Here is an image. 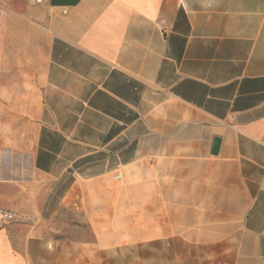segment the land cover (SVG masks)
<instances>
[{
    "label": "crops",
    "instance_id": "crops-1",
    "mask_svg": "<svg viewBox=\"0 0 264 264\" xmlns=\"http://www.w3.org/2000/svg\"><path fill=\"white\" fill-rule=\"evenodd\" d=\"M0 128V264H264V0H0Z\"/></svg>",
    "mask_w": 264,
    "mask_h": 264
},
{
    "label": "rangeland",
    "instance_id": "rangeland-1",
    "mask_svg": "<svg viewBox=\"0 0 264 264\" xmlns=\"http://www.w3.org/2000/svg\"><path fill=\"white\" fill-rule=\"evenodd\" d=\"M0 142L5 143L7 145L13 143L15 141V135L8 133L7 128H0ZM138 174V175H137ZM140 177V170H134L132 172H129L126 176L127 180L120 179L118 181H115V185H117L120 189L125 190L128 195L134 196V199L140 200L141 196V181L137 178ZM125 204H123L120 200L119 206L122 207ZM99 209V206H96V210ZM117 219L118 222L114 225V229L111 231L113 233V238H116V240L122 241L125 240L126 233L124 230V220L127 214L125 213V210L123 208L118 209ZM30 215V214H27ZM64 218H69V216L64 212L61 213ZM97 218H101L103 220H108L109 215L100 214L97 212L96 214ZM136 216V214H133ZM131 216V215H130ZM137 218L140 221V213L137 214ZM50 234L53 233L56 237L61 238H68L71 240H85V241H93L94 239V233L91 228V226L88 223L85 224H78L75 225L72 222H67L64 224H53L49 225L46 229ZM97 233H99V230H96ZM102 233L108 232L107 229H102ZM117 234V235H116ZM117 261L110 262L109 260L105 262V264H133V262H127V255H137V248H121L117 251ZM134 264H140V262H134Z\"/></svg>",
    "mask_w": 264,
    "mask_h": 264
},
{
    "label": "built area",
    "instance_id": "built-area-1",
    "mask_svg": "<svg viewBox=\"0 0 264 264\" xmlns=\"http://www.w3.org/2000/svg\"><path fill=\"white\" fill-rule=\"evenodd\" d=\"M31 4L42 5L49 2V0H27ZM65 14V11L62 12ZM115 180L119 179L118 175L114 176ZM37 222V217L12 211L0 207V230L17 225H32Z\"/></svg>",
    "mask_w": 264,
    "mask_h": 264
},
{
    "label": "water",
    "instance_id": "water-1",
    "mask_svg": "<svg viewBox=\"0 0 264 264\" xmlns=\"http://www.w3.org/2000/svg\"><path fill=\"white\" fill-rule=\"evenodd\" d=\"M80 0H49V5L51 7H73L76 6ZM219 146H220V139L219 138H214L213 143H212V148H211V154L212 155H217L219 151Z\"/></svg>",
    "mask_w": 264,
    "mask_h": 264
}]
</instances>
